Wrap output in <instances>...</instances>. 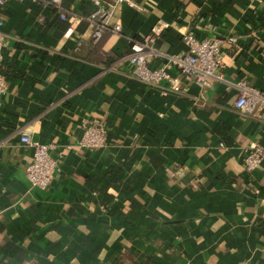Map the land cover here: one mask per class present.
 I'll list each match as a JSON object with an SVG mask.
<instances>
[{
  "label": "crops",
  "instance_id": "crops-1",
  "mask_svg": "<svg viewBox=\"0 0 264 264\" xmlns=\"http://www.w3.org/2000/svg\"><path fill=\"white\" fill-rule=\"evenodd\" d=\"M46 1L3 8L0 264H264V159L249 174L242 158L264 145V121L237 110L232 86L264 89V0H133L146 12L117 7L120 32L99 41L87 17L113 0H63L69 34ZM159 19L171 25L150 67L185 52L192 31L222 40L224 80L173 91L136 78L120 58ZM85 117L106 124L104 147L78 145ZM22 129L57 146L46 189L30 185Z\"/></svg>",
  "mask_w": 264,
  "mask_h": 264
},
{
  "label": "built area",
  "instance_id": "built-area-1",
  "mask_svg": "<svg viewBox=\"0 0 264 264\" xmlns=\"http://www.w3.org/2000/svg\"><path fill=\"white\" fill-rule=\"evenodd\" d=\"M11 0H0V104L1 97L7 91V82L3 65V49L8 44V38L3 31L5 25V14L3 8ZM22 2L25 0H12ZM44 1V0H33ZM63 0L46 1L47 4L54 5L58 9V17L67 20L69 27L67 34L75 29L76 16L71 15L62 6ZM87 18L93 25V39L99 41L104 32L112 30L120 32L119 22L111 23V15L114 9L121 5L136 7L141 12H146L138 3L133 0H113V3L106 7H99ZM170 22L159 19L149 34L140 40H131L128 51L123 54L120 60L130 65L132 74L147 85L163 86L169 85L173 91L181 90V78L195 83L198 86L208 85L211 78L224 80L223 57L221 54L222 40L215 37H199L192 31L182 34V40L186 45L185 52L176 55H169L166 63L162 67H150V58L161 54L153 46L162 31L170 27ZM227 42L234 44L238 42L236 35L226 38ZM176 67L179 74H172L170 69ZM236 88L235 106L239 112L245 115L257 116L264 121V89L253 86L246 78H240L232 82ZM82 135L78 145L85 149H98L107 144L108 128L104 122L96 118H83L80 124ZM20 142L30 147L33 151L30 163L26 166V174L31 187L41 189L48 188L59 170L60 157L55 153L57 148L53 142H43L34 139L30 132L22 129L20 132ZM222 145V143H221ZM244 167L247 173L252 174L258 169L264 159V145L256 143L244 150Z\"/></svg>",
  "mask_w": 264,
  "mask_h": 264
}]
</instances>
